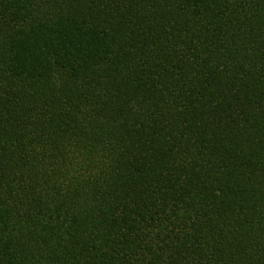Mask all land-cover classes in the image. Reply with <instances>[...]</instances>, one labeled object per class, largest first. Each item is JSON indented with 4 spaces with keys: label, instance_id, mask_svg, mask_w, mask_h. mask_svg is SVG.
I'll return each mask as SVG.
<instances>
[{
    "label": "trees",
    "instance_id": "1",
    "mask_svg": "<svg viewBox=\"0 0 264 264\" xmlns=\"http://www.w3.org/2000/svg\"><path fill=\"white\" fill-rule=\"evenodd\" d=\"M0 264H264V0H0Z\"/></svg>",
    "mask_w": 264,
    "mask_h": 264
}]
</instances>
